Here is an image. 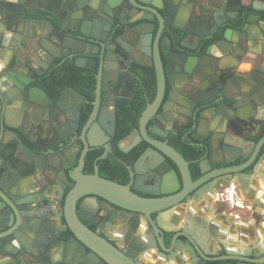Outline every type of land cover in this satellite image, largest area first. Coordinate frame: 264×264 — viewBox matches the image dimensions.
I'll return each instance as SVG.
<instances>
[{"label":"flooded vegetation","instance_id":"obj_1","mask_svg":"<svg viewBox=\"0 0 264 264\" xmlns=\"http://www.w3.org/2000/svg\"><path fill=\"white\" fill-rule=\"evenodd\" d=\"M82 1L87 3L86 13L95 18L86 20L84 27L105 39L109 46L102 73L98 57L101 48L96 43L84 44L87 51L80 54L86 62L96 59L95 67L79 66L76 64L79 55L58 50L56 45L49 44L48 34L39 27L26 26L27 20L23 26L19 21L12 40L17 45L15 52L23 62L30 57L41 73L36 77L25 69V64L15 68L13 62L8 69L0 67L4 95L0 121L21 127L45 147H34L22 135L35 151L45 153V162L58 166L62 161L65 167V158L69 156L75 162L74 167H82L84 173L98 170L103 177L128 184L132 179L130 167L151 147L149 141L134 131L140 127L144 110L157 96L155 43L159 37L167 85L161 106L147 123L148 135L175 148L188 162L190 177L185 176L181 192H175L184 197L177 196L161 210L159 220L163 230L157 240L159 251L150 249L144 263H200L202 260L190 256L184 259L168 255L160 251L161 246L186 251L192 244L190 239L196 238L207 247L211 240L205 224H219L208 222L206 215L227 206L231 213L238 211L259 217L256 200L264 173V0H168L171 24L163 22L160 33L157 17L155 28L151 22L145 23L143 18L153 14L146 10L151 6L140 0H112L111 4L104 0ZM146 1L161 5L165 2ZM27 2L32 10L39 8L31 0ZM228 17L231 20L219 26L220 32L212 34L217 24ZM249 19H256V23ZM79 20L67 11L64 13L63 24L78 26ZM145 25L147 32L142 34L140 30ZM10 26L8 19L0 21L1 31L12 33ZM225 29L231 30L230 40H222ZM20 42L24 48L18 46ZM43 44L50 45L55 53L47 54ZM171 51L186 52V65L175 58L170 60ZM249 54L253 55L252 68L241 70L240 65L248 62ZM228 55L234 60L225 61ZM19 73L32 79L24 88L13 83ZM48 83L55 85L56 92L46 88ZM37 86L59 103L49 107L48 100H32L30 89ZM223 87L231 88V94L239 100L237 110L218 100V91ZM246 89L251 90V98L244 96ZM164 104L167 107L162 116ZM133 122L136 125L119 137ZM5 130L6 138H16L7 126ZM12 146L8 144L2 150L7 157L13 158L8 154ZM27 150L13 159L23 173L28 169L24 164ZM153 155L159 156L155 152ZM143 164L146 160L142 165L139 163V185L162 183L160 176L155 178L148 170L142 171ZM172 165L179 172L173 161ZM245 182L249 186L246 191L241 187ZM147 229L153 230L145 219L141 232ZM111 236L120 246L132 242L127 229L114 228ZM231 238L234 240V235Z\"/></svg>","mask_w":264,"mask_h":264},{"label":"water","instance_id":"obj_2","mask_svg":"<svg viewBox=\"0 0 264 264\" xmlns=\"http://www.w3.org/2000/svg\"><path fill=\"white\" fill-rule=\"evenodd\" d=\"M27 1L30 0H0V21L4 18L8 19L11 25L9 28L12 31V33H5L0 30V67L3 70L8 69L7 66L13 62L15 68L25 64V69L36 77L41 73L30 57L22 61L15 52L17 45L12 41L15 38L13 33L18 30V25L24 26L27 20L26 26L39 27L41 31L48 34L49 37L46 40L50 42V45H56L58 50L66 49L67 53L72 55H79L76 59V64L79 66L95 67L96 59H89L86 62L80 54L87 51L84 44L89 46L96 43L97 47L101 48L98 57L100 58L99 71L102 73L106 49L109 46L104 43L105 39L91 34L84 27L87 21H93L94 18L86 13V2L31 0L33 5L36 4L39 7L32 10ZM140 1L151 6L146 10L153 16L143 19L146 24L151 22L155 28V17H157L160 22L158 33L161 31L163 22L165 25L171 24L168 0H165L162 5L146 0ZM104 2L113 3L112 0H104ZM256 8L260 9L258 6ZM66 11L69 16L80 18L78 26L63 24ZM108 14L111 16V13ZM226 20L231 18L228 17L219 22L216 30L211 33L220 32L219 26L226 24ZM19 21L21 22L18 24ZM249 21L256 23V19H249ZM146 26L141 28L142 34L147 32ZM230 32V29H225L222 40H230ZM158 39L155 43L157 96L155 101L144 110L140 127L134 131L135 134L149 141L151 147L130 167L132 179L128 184L103 177L98 170L94 173H84L82 167H74L75 162L71 161L69 156L65 158V167L62 161L58 166L45 162V153L35 151L22 135L34 147L43 146L27 135L26 131H22L21 127L0 121V264H145L144 260L150 249L159 251L157 240L163 230L159 220L161 210L172 204L177 196H182V193L175 195V192H181L185 176L190 177V169L188 162L175 148L156 141L148 135L147 123L161 106L167 85L159 54ZM50 45L43 44V47L47 54L52 55L55 51ZM117 45L120 44L117 43ZM18 46L24 48L21 42ZM9 51L10 56L7 55ZM185 54L186 52L174 54L171 51L169 59L175 58L180 64L186 65ZM179 55H182L181 58ZM13 80L14 84L24 88L32 79L19 73ZM231 92V88H221L218 91L220 96L218 100L222 99V102H227L230 108L237 110L239 100ZM71 93L75 91L72 90ZM243 93L246 97L252 96L249 89ZM2 96L4 97L0 80V112ZM30 97L35 102L48 100L49 107L59 103L39 86L30 89ZM166 107L167 105L164 104L162 116H165ZM152 121L155 122V119L153 118ZM5 126L16 135V138H6ZM84 139L88 144L86 135ZM8 144L13 145V148L8 150V154L13 158L7 157L2 152ZM24 150H27L28 154V159L24 160L28 168L25 173L17 169L13 162V159L18 158V153ZM154 152L159 156L155 157ZM84 154L85 151L81 155V163ZM145 160L146 164H143L142 171L148 170L155 178L160 176L162 183L156 181L147 186L139 185V163L142 165ZM172 161L177 165L179 172L172 165ZM25 177L27 180L24 179ZM241 187L245 191L249 188L246 182ZM161 193L170 195L161 197ZM256 201L260 208L258 216L263 218L264 222V198L257 197ZM145 219L150 222L153 230L147 229L142 233L141 228ZM205 226L211 240V244L207 247L212 248L215 242L222 247L220 251L212 252L196 238H189L192 244L188 246V251L166 249L163 246L160 251L168 255H178L184 259L190 256L202 260L200 263L191 264H220L207 261L227 260L237 262L222 264H264V253H259L257 248H252L251 252L227 248L225 242L218 237L221 235L225 237L223 234L225 230L221 231L219 226L212 222L206 223ZM114 228L127 229L128 234L132 236V242H124L123 246L114 242L111 236V230ZM62 233H66L67 236H63ZM232 240L233 238L230 237V241ZM160 241L163 245L162 240ZM259 245L264 248L263 239L260 240Z\"/></svg>","mask_w":264,"mask_h":264},{"label":"crops","instance_id":"obj_3","mask_svg":"<svg viewBox=\"0 0 264 264\" xmlns=\"http://www.w3.org/2000/svg\"><path fill=\"white\" fill-rule=\"evenodd\" d=\"M248 62H244L240 65V69L249 71L252 68L253 55H247ZM234 60L232 55L225 57V61ZM261 190L257 193V196L264 198V173L261 174ZM207 221L217 222L220 226V230L225 237L218 236L225 242V247L233 248L236 251L251 252L252 248H257L259 253H264V248H261L259 242L261 239L264 240V222L263 218L249 215L242 212H229V207L222 209L220 212L212 211L206 215ZM221 233V232H220ZM254 236H252V234ZM223 235V236H224ZM231 235H234V240L230 241ZM222 247L215 242L212 244L210 250L212 252L220 251ZM153 251H151V254ZM145 264H177V263H145ZM191 264V263H185Z\"/></svg>","mask_w":264,"mask_h":264},{"label":"trees","instance_id":"obj_4","mask_svg":"<svg viewBox=\"0 0 264 264\" xmlns=\"http://www.w3.org/2000/svg\"><path fill=\"white\" fill-rule=\"evenodd\" d=\"M49 91L51 92H56V87L54 84H47V87H46ZM136 125L135 122H133L132 124L129 125V127H126L122 130V132L120 133V136L119 137H122L123 135H125L127 132H129L131 130V128H133L134 126Z\"/></svg>","mask_w":264,"mask_h":264},{"label":"built area","instance_id":"obj_5","mask_svg":"<svg viewBox=\"0 0 264 264\" xmlns=\"http://www.w3.org/2000/svg\"><path fill=\"white\" fill-rule=\"evenodd\" d=\"M232 198V194H230V199Z\"/></svg>","mask_w":264,"mask_h":264}]
</instances>
